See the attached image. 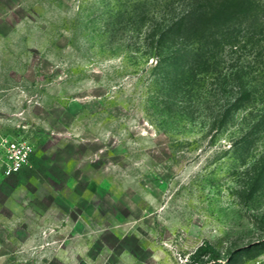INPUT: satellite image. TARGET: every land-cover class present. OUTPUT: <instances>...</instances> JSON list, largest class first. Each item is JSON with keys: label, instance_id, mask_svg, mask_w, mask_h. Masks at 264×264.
Masks as SVG:
<instances>
[{"label": "rangeland", "instance_id": "obj_1", "mask_svg": "<svg viewBox=\"0 0 264 264\" xmlns=\"http://www.w3.org/2000/svg\"><path fill=\"white\" fill-rule=\"evenodd\" d=\"M192 2L0 0V264H264V0Z\"/></svg>", "mask_w": 264, "mask_h": 264}, {"label": "trees", "instance_id": "obj_2", "mask_svg": "<svg viewBox=\"0 0 264 264\" xmlns=\"http://www.w3.org/2000/svg\"><path fill=\"white\" fill-rule=\"evenodd\" d=\"M250 0H193L192 3L172 21L173 35L179 36L183 42H188L196 46V52L189 62L192 64L203 56V50L207 46H217L221 44L222 38L218 33L220 27L225 20L234 17L237 13L246 10ZM208 29H214L211 39L207 35ZM180 55L174 53L172 59H179ZM160 61L158 60L157 63ZM188 64V65H189ZM243 94L250 95L248 90ZM242 94V95H243ZM240 98H236L231 105L239 107ZM219 119L221 122L225 121V115L220 114Z\"/></svg>", "mask_w": 264, "mask_h": 264}, {"label": "built area", "instance_id": "obj_3", "mask_svg": "<svg viewBox=\"0 0 264 264\" xmlns=\"http://www.w3.org/2000/svg\"><path fill=\"white\" fill-rule=\"evenodd\" d=\"M10 155L6 160V168L9 172L18 171L29 162V150L18 147L15 143L10 144Z\"/></svg>", "mask_w": 264, "mask_h": 264}]
</instances>
